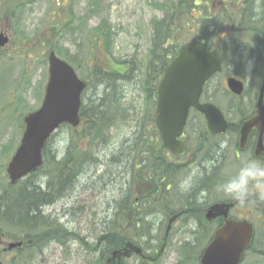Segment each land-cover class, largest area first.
Listing matches in <instances>:
<instances>
[{
  "label": "trees",
  "instance_id": "16d2710c",
  "mask_svg": "<svg viewBox=\"0 0 264 264\" xmlns=\"http://www.w3.org/2000/svg\"><path fill=\"white\" fill-rule=\"evenodd\" d=\"M2 2V5L8 11L13 10L10 7L18 3L14 1L10 5L8 0H3ZM155 7L163 15L162 17L150 19L151 43L147 51V60L143 70H140L139 61L135 58L129 61H120L126 64L124 69L105 70L98 63L93 62V53L91 54L92 56H89L93 63L88 64L84 58L78 61L72 59L69 55V50H61H65L63 47L56 49V53L66 59L75 68L78 75L87 82L86 88L82 93L80 108L82 128L77 131L66 126L71 131L66 148L60 153L57 150L51 153L50 143L55 135L53 134L45 145V164L42 168L14 184L8 180L5 183H0V224L8 227L7 232L11 239L27 241L21 248L15 249L16 255L9 260V264H34V258L43 245V240L49 238V235L56 237V240L61 243L67 238L78 240L77 235L69 234L63 231V228L59 229L54 221H44L43 215L38 214L37 210L52 201L62 189L67 188V184L63 180L67 183L77 172H84L86 166L90 168L93 163V166L97 165L94 151L98 146L95 143L103 144L107 142L111 138V131L125 125L127 122L129 108L125 101L128 86L133 85L132 88L138 89L143 93L145 109L140 117L132 116L131 121L134 125L133 127L131 126V134L129 137L124 138L117 154L114 155L113 153L111 155V161L116 162L121 153H132L135 150L141 151V157H138L135 160L136 162L132 161V167L126 171L129 170L127 174L130 175L136 172L145 173H143L144 177L136 189L135 186H128L120 190L121 196L113 202L114 206L110 205L113 206V213L109 214L117 215L123 213L124 215H130V217L126 221L118 218L124 222L122 223L124 224L122 229L120 227L115 228L114 222L105 225L98 236L100 255L103 252H109L113 248L120 247L123 240H133V235L138 239L136 234L139 233V228H137L136 221H145L143 224L146 226L151 224L149 220H145L144 215L166 214L165 211L170 213L177 209L179 211L184 210L183 208L190 205L189 199H192L199 209L205 205L199 206L198 204H207V201L204 202L205 196L199 198V192H202V190H207V192L214 190L213 192H215L216 185L213 179L215 178L214 172L218 168L219 155L217 153L214 154V160L211 154V158H208L210 165H212L209 176L203 177L201 175L199 179H195L191 194L190 190L181 191L179 187L180 202L178 207H175L177 205L168 197L167 186L160 179L162 174L165 173L164 170L170 169L171 162L166 160L165 154L161 158L164 164L157 162L158 158H160V150H158L155 140L156 128L154 125L156 87L165 66L171 58L189 45L202 44L208 49L219 51L221 69L206 82L201 98L205 101H211L221 108L222 106L216 101L218 96L216 97L215 94H228L230 96L228 101L226 100V114L230 115L233 113L237 119L248 117L253 111V102L257 96L256 89L258 88H255L250 103L244 106L239 101L241 96H235L225 88L214 93V97L209 96L206 94V87L216 77L222 80L223 76L233 75L246 81L256 71L258 64L259 70L263 72L264 0H160ZM56 18L59 20L60 15L57 14ZM67 23L63 24L61 31L73 24ZM111 38L112 35L109 29L106 28V25L103 26L102 22L93 28L89 40L94 49L102 41L105 52L112 56L111 48H108ZM254 56L256 58L251 60ZM84 63V67L79 66ZM253 65L255 66L254 70L251 68ZM83 68L85 70L81 71ZM113 110L121 114L123 117L122 121L114 119V115L110 113ZM148 115L154 127L152 137H144L142 132V129H145L148 124L150 125ZM192 129L194 127L190 128L191 135H189L191 139H195V142L197 138L201 144L209 140L214 142L215 137L208 135L204 126L195 131L194 135H192L194 132ZM94 140H96L95 143ZM82 141L86 143L83 150L79 146ZM123 149H127L126 152ZM206 152L207 155L210 153L209 148H207ZM143 161L157 162L159 168L149 167L143 164ZM195 161H199L198 158H195ZM122 162L123 160L121 159L120 163L117 162L116 165L120 166ZM176 171L183 174L185 170L183 171V168L180 167ZM147 179L151 186L146 185ZM159 182L163 183L161 188L155 186ZM138 192L145 195V197L135 196ZM134 196L139 199L138 202L133 201L135 199ZM142 199L148 200L146 206L142 207ZM163 204L165 205L162 208ZM110 206L108 205V207ZM47 223L54 230L51 232L47 231ZM13 231H16L14 235H12ZM0 232L2 231L0 230ZM195 233H192V238H197L194 236L196 235ZM199 233L200 238L203 236L205 239V242L203 241L200 247L202 249L205 243L210 240L212 230L210 231L204 227ZM259 233L262 236V231L259 232V229L256 228L251 244L244 255L246 258L251 257L249 261H253L254 264H259L252 259V257L257 255L260 262L264 261V243L263 239H259ZM191 244L192 241H185L182 244V253L190 254L189 258H193L198 263V252L196 255H192ZM256 248L260 250L258 251ZM183 262H186V260L184 259ZM100 264H102L101 261Z\"/></svg>",
  "mask_w": 264,
  "mask_h": 264
},
{
  "label": "rangeland",
  "instance_id": "374dc122",
  "mask_svg": "<svg viewBox=\"0 0 264 264\" xmlns=\"http://www.w3.org/2000/svg\"><path fill=\"white\" fill-rule=\"evenodd\" d=\"M1 1L0 31H4L9 37L8 43L0 47V183H5L8 180L7 163L20 143L25 127L23 117L28 112L37 109L43 97L48 76V52L53 50L56 53V49L63 47L65 50H61H69L72 59L78 61L84 58L88 64L96 61L105 69L119 67L124 69L126 65L120 61L135 58L139 61L140 70H143L151 43L150 19L162 17L163 13L155 9L156 3L160 0H17L18 3L11 6L10 9L13 10L10 11L1 4ZM14 1L8 0L10 5ZM57 14L60 15L59 20L56 19ZM68 20H70L69 23L73 24L61 31L63 24L67 23ZM102 22L112 35L108 48H111V53L117 62L105 53L102 41L98 43L95 49L91 46L89 39L93 28ZM92 53L94 55L93 62L89 58ZM79 66L84 67L85 63ZM251 68L254 70L255 66L253 65ZM84 70L85 68L81 69V71ZM251 75L246 79V89L239 98L244 106L250 103L255 88L260 83L262 71L259 70V64L256 71ZM224 77L222 80L216 77L210 81L206 87V94L214 97V93L226 88ZM132 87L133 85L127 87L125 103H127V107L134 108L130 113L138 118L145 109L143 93ZM215 95L218 96L217 103L226 112V100L228 101L230 95L223 93H216ZM135 109L139 110L134 112ZM228 116V120L238 121L233 113L228 114ZM196 122L202 124L201 116L192 111L185 128L186 137H189L190 128ZM133 125L132 122L130 125L126 123L116 130H112L109 145L100 148L98 146L95 149L96 158L99 157L105 161V164L93 166V163L90 168L86 166V172L78 177L75 186H71L70 191L61 193L59 200L53 205L56 210H61L63 207H74L81 210L79 215L61 216L57 219L63 225L65 224L69 230L77 233L78 240L67 238L63 243L57 240H43V245L34 258V264H92L93 258L96 260L98 256L89 253V243L94 242L95 238L98 239L106 224L109 225L114 222L115 228L120 227L122 229L124 227L121 220L114 219L110 217L112 214H109L113 213V202L119 199L121 194L115 186L110 187L111 184L107 188L101 185L105 179L108 180L109 171L119 170L120 167L111 161V155L113 153L115 155L124 138L130 136ZM192 130L194 131L192 135H194L195 131L199 129L194 127ZM70 131L67 127H61L56 131L50 143L51 153L56 150L58 153L65 150ZM220 138L227 140L225 157L220 158L221 165L227 166L225 168L226 173L221 178L215 177L213 179L216 185L215 192L213 190L204 194L207 202L223 197L224 194L218 186L235 175L233 171L237 165L233 155L235 139L231 134H226ZM192 139L194 140V138ZM208 143L210 144V142ZM79 146L82 150L85 148L84 144ZM243 157L242 163H238V166H243L246 157H251V154L245 153ZM184 172H186V176H189V180L185 183L187 185L186 190H190V182H195L193 178L199 175V170L194 167L192 176L190 175V167ZM73 189L76 190V194H69L73 192ZM257 189L254 185H250L249 193L254 194ZM77 197L78 203H76ZM108 205L113 206L108 207ZM49 209L52 211L53 207L46 208L44 212L48 214ZM165 212L167 213V211ZM234 213L248 219L257 226L259 232L262 231L264 234V217L258 214L255 205H244L235 210ZM181 221L177 223L174 229L177 230V233L169 239V248L165 254L160 256L158 264L176 263L178 257L180 259V248L185 241H192L196 247H201L202 242L205 241L203 236L200 238L199 232L194 235L197 238H192L194 233L188 232L192 227L191 223L185 225ZM0 230L2 231L0 234L3 233L2 241L4 244L12 241L8 236L6 225L0 224ZM15 233L16 231H13L12 235ZM263 234L262 236L259 235V239H263L264 243ZM84 247L88 251H85ZM15 255L16 251L2 252L0 253V261L2 264H9V260ZM246 259L249 261L251 257ZM252 259L259 264H264V261H259L258 255ZM189 264H197V262L190 261Z\"/></svg>",
  "mask_w": 264,
  "mask_h": 264
},
{
  "label": "water",
  "instance_id": "95a60500",
  "mask_svg": "<svg viewBox=\"0 0 264 264\" xmlns=\"http://www.w3.org/2000/svg\"><path fill=\"white\" fill-rule=\"evenodd\" d=\"M7 38L0 33V46ZM221 68V57L217 50L202 45H191L173 57L164 69L156 88V126L164 145L174 153H182L185 143L179 139L186 122L189 108L201 112L210 133H221L227 122L221 110L211 102H200L204 83ZM85 81L80 79L74 68L58 57L54 51L48 54V79L40 106L27 113L23 120L25 128L18 147L11 156L6 172L11 183H15L45 163L44 148L50 135L62 124L76 127L79 123L81 92ZM226 86L230 92L240 95L244 83L229 76ZM258 129L255 154L264 156V71L255 102V114L242 121L240 147L244 146L251 128ZM217 202L206 210L207 219L227 217L228 210L236 202ZM253 235L252 224L247 220L227 219L213 233L200 258V264H237ZM1 242V237H0ZM22 244L9 242L5 250ZM128 250L137 253L140 248L128 243ZM120 254V253H114ZM1 264V262H0Z\"/></svg>",
  "mask_w": 264,
  "mask_h": 264
},
{
  "label": "flooded vegetation",
  "instance_id": "af4514ba",
  "mask_svg": "<svg viewBox=\"0 0 264 264\" xmlns=\"http://www.w3.org/2000/svg\"><path fill=\"white\" fill-rule=\"evenodd\" d=\"M17 2V0H15ZM3 2L1 1V4ZM0 33L3 34V36H5L7 38L6 42L0 46L3 47L8 43L9 37L8 35L4 32V31H0ZM105 69V68H103ZM114 69V68H113ZM106 70V69H105ZM255 113V110L253 108V111L251 112V114L248 115L247 118H249L250 116H252ZM149 123L148 126H146L145 129H142L143 135L144 137L148 136V137H152L153 132V125L151 122V118L149 117ZM188 118H190V111H189V115ZM187 118V120H188ZM245 119H239V121L237 122H233V121H229L228 122V126L225 132L220 133V134H214L213 137L215 138H219V140L217 142H214L213 145L208 146L209 147V154L207 155L206 149L204 147V143H199V141L197 140V144L195 142V140L186 138L185 139V134H183L182 139L184 140L185 144H186V148L188 149L187 153L185 154H181V155H177L174 154L173 152H171L170 150L166 149L163 142H162V138L161 135L159 133V131L156 129V136H155V140H156V144L158 146V150H160V158H162V155L165 154V158L166 160L171 162V166L170 169L171 170H176L178 168H188L190 167V175L192 176V169L194 167H196L199 170V175L196 176V178L194 179H199L201 177V175L203 177H207L210 174V168L212 167V165H210V160H208V158H212L214 157V154L217 153V155L220 156V158L225 157V150H226V144H227V140L226 139H221L220 137L226 135V134H231L235 141L233 143V155L234 158L236 159V167L233 168V171L235 172V175L238 173L239 169L242 166H238V163H242L244 157L243 155L245 153L247 154H251V157H246L245 162L247 161H257L260 164L264 165V156L262 155H257L255 154V147H256V143H257V138H258V129L253 127L250 129L249 134H248V138L246 140V142L244 143L243 148H240V142H239V135H240V128H241V123L242 121ZM147 121V120H145ZM147 123V122H146ZM198 123V122H197ZM129 124V122H128ZM155 124V123H154ZM202 126H204V129L206 130V125H198L196 129H201ZM82 128V126H81ZM210 135V134H208ZM188 142L190 147L188 146ZM263 143H264V134H263ZM111 146V145H110ZM109 146V147H110ZM119 150V147H118ZM194 150V151H193ZM219 152V153H218ZM194 154H201L200 156V160L199 161H195L196 156L194 157ZM211 154V156H210ZM121 155L122 153L119 155L117 161L114 164L120 163L121 160ZM207 155V156H206ZM215 158H213L214 160ZM97 162L100 164H105V161L97 158ZM219 162V160H218ZM121 167V165L119 166ZM227 166L226 165H218L217 170L214 172V177L217 178H221L225 173H226V169ZM225 169V171H224ZM126 171V170H125ZM113 172L109 171V175L107 177H109ZM234 175V176H235ZM82 174L78 173V175H75V179L78 180V177H81ZM190 176V179H191ZM100 178V177H99ZM232 177H230L231 179ZM160 181H162L160 179ZM193 184L194 182H190V194L192 192V188H193ZM205 192L207 193V190H202V192H199V198L203 197ZM69 194H76V190L73 189V192H70ZM60 196V195H59ZM214 199V198H213ZM78 200V197H77ZM237 199L228 197L226 195H224L223 197H221L220 199H214L212 200L213 202H218V201H223V202H228V201H234ZM212 201L210 202H206L207 204H198L200 205H205L204 207L202 206V208H199L201 210V214L202 212H205L206 209L213 203ZM247 204H253L256 206V211L258 212V214L262 217H264V192H262L261 189H257L255 191L254 194H251L248 192L247 197L243 200V201H238L236 202L233 206H231L229 208V212L226 218L229 219H240L242 218V215L240 216V214H236L234 213L235 210H238L240 207L247 205ZM52 206V205H50ZM192 206H195V204L193 202H190V205H188L187 207L183 208L184 210H180L177 209L176 211H172L170 213H160V214H154V215H144L145 220H149L151 222V226L153 227L151 229V233H149L148 237L145 240H140L135 238V236L133 235L132 237L134 238L133 240H123V243L120 247L117 248H113L111 249L109 252H103L99 253V242L98 239L95 238L94 242H91V248L89 253H91L92 255L96 254V256H98L96 258V260L93 258V262L92 264H100V261L102 264H158V261L160 259V256H162L163 254L166 253V250L169 248V239L174 237L177 233V230H174L176 228L177 223L181 221V223H185V225H190V218H191V214L192 211L195 210V208H193ZM188 211L190 210V215H186L183 211ZM58 210H56L55 208H53V210L51 211V209L48 211L49 213H45V215L50 216V214H54V212H57ZM234 211V212H233ZM201 214L199 215V218L201 216ZM205 215V213H204ZM109 216V215H108ZM110 217L119 220L117 215H110ZM205 217V216H204ZM52 220L57 224V227L59 229L63 228L66 229L64 231H67L69 233H73V234H77L72 230H69L67 227H65V224L63 225L59 220H57L56 218L54 219L53 217H51ZM198 218V219H199ZM225 217L223 216H218L216 218H214L213 220H211L210 222H206L207 224H205L206 228H208L210 231L212 230V232H215V230L220 227L224 221L226 220ZM196 222H192L191 225L192 227L189 229V233H195V232H200L202 230V227H200V223L195 220ZM145 222V221H144ZM180 223V222H179ZM195 224V227H194ZM50 227H48L49 229H47V231H52L51 230V225H48ZM60 226V227H59ZM200 227V228H199ZM200 229V230H199ZM157 232V234H156ZM91 235V233H90ZM92 236V235H91ZM128 243H131L132 245L140 248L139 252L137 253L135 250H132L131 252H129V254L125 255V251L124 248L128 250ZM182 249V247L180 248ZM85 251L86 250L85 248ZM99 253V255H98ZM114 253H120L118 254H114ZM179 253V252H178ZM182 250L180 253V259L178 257L176 263L174 264H189V262H183L184 259H182Z\"/></svg>",
  "mask_w": 264,
  "mask_h": 264
},
{
  "label": "bare ground",
  "instance_id": "6f19581e",
  "mask_svg": "<svg viewBox=\"0 0 264 264\" xmlns=\"http://www.w3.org/2000/svg\"><path fill=\"white\" fill-rule=\"evenodd\" d=\"M255 58H256V56H254L253 58H251V60H254ZM248 60H249V58H248ZM260 84H261V81H260V83H259V85L257 87L258 89H256L257 90V95H258V91H259ZM244 86H246V83L244 84ZM255 102H256V97H255L254 102H253L254 105H255ZM110 113L114 115V119L119 120V121H122L123 120V117L121 116L120 113L115 112L114 110L112 112H110ZM107 115H109V114H107ZM74 129H76L77 131H79V130H81V127H75ZM184 133H185V131L182 132V134H180V137ZM185 135H186V133H185ZM180 137H179V139H180ZM186 138L187 139L188 138L190 139V135H189V137L188 136L187 137L185 136V139ZM187 139H186V142H187ZM181 140L184 142V140L182 139V137H181ZM95 141L96 140H94V143H95ZM110 142H111V139H109L107 142H105L103 144L102 143H99V142H97L95 144L97 146L104 147V146H108ZM188 146L190 147L189 142H188ZM123 150H124V152H126L127 149H123ZM141 153L142 152L141 151L138 152V150H135L132 153H128V152L127 153H122L121 159L123 160V162L121 164V167L119 168V170L113 172L108 177V180L105 179L102 182V185L101 186L107 188V186H109L111 184L110 187L115 186L116 189L119 191V190H122V189H124V188H126L128 186H137V185H139L141 183L143 177H144L143 176V173H145V172H136V173H133V175H130V174H127L125 172V170H127V169H129V168L132 167V161H135L138 157L140 158L141 157ZM135 162H134V164H135ZM157 162H160V163L164 164V162L162 161L161 158H158ZM157 162L143 161L142 163L145 164V165H147V166H149V167L159 168V164ZM146 171H149V170H146ZM84 172H86V171H84ZM84 172H82V173H84ZM164 172L165 173H163L162 176H161V180H163L164 185L167 186V189H168L167 195H168V197L171 198L172 202H174L175 205H177L176 207H178L179 202H180V200H179V187H180V185L182 183H184V184L187 183V181L189 180V176H186L187 174H185V173L184 174H181V173L177 172L175 169L174 170L165 169ZM63 182L65 184H67V186H66L67 188L62 189V191L59 194H57L52 201H50L49 203L44 204L41 208H38V210H37V213L38 214L43 215L44 221L46 220L47 222H49V221L52 220L51 217L45 215V213H44L45 209L48 208V207L55 208L53 205L55 204V202H57V200H59V195H61V193L65 192V191H70V187L71 186H75L77 180L75 178H71V180L70 181H67V183H66L65 180H63ZM163 183L162 182H159L155 186L157 188H161L163 186ZM146 185L151 186V183L148 182V179H147ZM135 196H137V197H145V195H142L139 192ZM137 197H135V199L133 200L134 202H138L139 201V199ZM78 202L79 201L76 200V203H78ZM141 202H142V207H143V206H146L147 205L148 200L142 199ZM189 202H194V201L192 199H189ZM229 202L230 201L225 202V203H229ZM50 205H52V206H50ZM192 207L195 208V210L192 211V214H191L192 216L190 218V223H192L193 221L196 222L195 220H197V218H199V215L201 214V210L198 209V206L195 205V206H192ZM80 212H81V210L79 208H76L75 209L74 207H63L61 210H58L54 214H50V215L53 216L54 219L55 218L58 219L61 216L62 217H71V215L72 216L73 215H79L78 213H80ZM228 212H229V210H228ZM204 213H205V215H204ZM185 214L186 215H190V210H188L187 212H185ZM117 215H118V217L122 221H126L130 217V215H124L123 213H119ZM216 217H218V216H216ZM216 217H214V218H216ZM214 218L207 219V217H206V211L205 212H202V214H201V216L199 218L200 222L198 220V222L200 223V227L204 228L206 226L205 224H207L206 222H210ZM136 222H137V228H139L138 229L139 233L136 234V235H137L138 239L145 240L148 237L149 233H151V229L153 227L151 225L146 226L145 224H143L144 222H140V221L139 222L136 221ZM65 232H67V231H65ZM190 246L192 248L191 251H192V255L193 256L196 255V253L198 252L197 253V255H198V262H200V258L202 256V253H203V250L204 249L203 248L201 249L198 246L196 247L194 245V243H192ZM189 255L190 254H188V253L187 254H183L182 253V256L181 257H182V259H185L186 262H190V261H194L195 262V260H193V258H189ZM237 264H254V262L253 261H247L246 256L242 255L240 261Z\"/></svg>",
  "mask_w": 264,
  "mask_h": 264
},
{
  "label": "clouds",
  "instance_id": "9594fccd",
  "mask_svg": "<svg viewBox=\"0 0 264 264\" xmlns=\"http://www.w3.org/2000/svg\"><path fill=\"white\" fill-rule=\"evenodd\" d=\"M250 185L264 192V165L257 161L245 162L234 177L218 188L224 195L243 201L248 195ZM186 187L187 185L182 183L181 191L186 190Z\"/></svg>",
  "mask_w": 264,
  "mask_h": 264
}]
</instances>
